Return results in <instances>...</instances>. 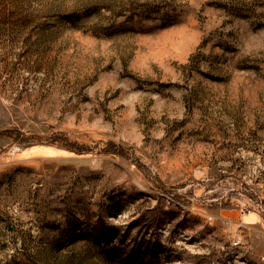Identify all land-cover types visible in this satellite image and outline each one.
I'll list each match as a JSON object with an SVG mask.
<instances>
[{
  "label": "rangeland",
  "instance_id": "1",
  "mask_svg": "<svg viewBox=\"0 0 264 264\" xmlns=\"http://www.w3.org/2000/svg\"><path fill=\"white\" fill-rule=\"evenodd\" d=\"M0 264H264V0H0Z\"/></svg>",
  "mask_w": 264,
  "mask_h": 264
},
{
  "label": "trees",
  "instance_id": "2",
  "mask_svg": "<svg viewBox=\"0 0 264 264\" xmlns=\"http://www.w3.org/2000/svg\"><path fill=\"white\" fill-rule=\"evenodd\" d=\"M58 138L61 139L62 143L75 151L81 152L83 150V147H88L90 144L87 142H79L77 139L73 138L70 133L68 132H62L56 134ZM92 145L98 146L97 143L93 142L91 143ZM101 150L106 151V152H112L116 154H125L126 149L124 148L123 145L109 140L107 142H104V145L100 147Z\"/></svg>",
  "mask_w": 264,
  "mask_h": 264
}]
</instances>
